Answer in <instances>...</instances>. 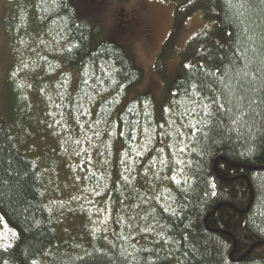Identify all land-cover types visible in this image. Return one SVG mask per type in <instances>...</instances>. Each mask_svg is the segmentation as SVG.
Returning a JSON list of instances; mask_svg holds the SVG:
<instances>
[{"label": "trees", "instance_id": "trees-1", "mask_svg": "<svg viewBox=\"0 0 264 264\" xmlns=\"http://www.w3.org/2000/svg\"><path fill=\"white\" fill-rule=\"evenodd\" d=\"M165 1L177 4L172 36L197 12L213 31L195 38L170 84L160 54L155 69L164 87L157 110L149 94L128 100L143 73L114 42L93 46L103 29L72 0H6L7 39L22 54L17 72L42 106L56 156L75 161L71 175L105 204L110 227L94 235L83 204L76 211L82 223L68 230L64 212L51 207L42 159L33 158L21 131L0 119V245L12 246L0 261L264 264V120L240 126L226 116L205 117L193 103L202 83L212 95L210 73L243 67L234 62L243 50L255 58L253 68L264 67V3ZM19 103L26 105L20 91ZM193 107L200 116L187 114ZM81 225L83 242L74 238Z\"/></svg>", "mask_w": 264, "mask_h": 264}, {"label": "rangeland", "instance_id": "rangeland-1", "mask_svg": "<svg viewBox=\"0 0 264 264\" xmlns=\"http://www.w3.org/2000/svg\"><path fill=\"white\" fill-rule=\"evenodd\" d=\"M72 1L81 16L93 19L103 29L101 36L93 41V46L104 40L114 42L133 58L136 68L143 73L141 83L133 88L128 100L149 94L157 110L162 103L164 87L155 69L160 54L165 59L163 72L167 83L170 84L178 78V66L195 38L213 31V23L205 22L201 12H197L172 36L177 4L171 1L128 0L125 3L116 0ZM9 20V5L6 0H0V119L9 122L14 132L21 131L33 158L38 159V162L42 159V169L50 183L51 191L48 193L51 198H48L51 207L55 213L64 212L60 218L67 217V223L71 222L66 228L69 230V227H76L82 223L81 214L76 211H79V207L82 211L83 207L87 206L89 210L85 209L90 218L89 224L92 223L94 228L89 227L90 231L93 234L95 231L107 232L110 222L105 204L94 199V194L82 184L80 177L71 175V171L76 169L75 161L67 164L56 156L58 142L55 138H50L46 131L49 126L45 123L42 106L35 101L33 93L29 92L30 81L22 79L17 72L19 57L22 54H18L7 39ZM22 65L21 63L19 68ZM22 87L25 90H22ZM19 91L24 96L26 105L19 103ZM28 119L30 122L26 124ZM23 125L25 129L22 132ZM85 234L81 225L74 238L83 242Z\"/></svg>", "mask_w": 264, "mask_h": 264}, {"label": "snow or ice", "instance_id": "snow-or-ice-1", "mask_svg": "<svg viewBox=\"0 0 264 264\" xmlns=\"http://www.w3.org/2000/svg\"><path fill=\"white\" fill-rule=\"evenodd\" d=\"M260 2L264 3V0H260ZM229 6L236 7L237 5L230 3ZM238 6L242 7L244 5L240 4ZM254 59V57L248 55V51L245 49L239 56H234V62L242 60L243 67H237L234 63L232 70L217 68L216 71L220 73L219 76L216 75V72L210 73L215 77L212 95L208 96L203 93L202 83L201 93L198 94L199 99L193 100L195 105L201 107L203 116H226L233 124L240 126L248 123V121L255 122L257 116L264 120V79H262L264 78V67L257 65L256 68H253ZM261 64H264V60L261 61ZM187 67L190 68L191 65H187ZM257 108L260 109L259 112H257ZM187 114L189 116H200L201 112L193 107ZM186 127L195 128L196 125L190 123ZM121 135H124L123 131H121ZM180 151H184V149L181 148ZM172 179L175 181V176ZM176 183H179V181H176ZM0 238H3L2 233H0ZM11 247V244L7 247L0 245V252L6 253ZM0 264H9V261L4 259L0 261ZM32 264H36V261L33 260Z\"/></svg>", "mask_w": 264, "mask_h": 264}, {"label": "bare ground", "instance_id": "bare-ground-1", "mask_svg": "<svg viewBox=\"0 0 264 264\" xmlns=\"http://www.w3.org/2000/svg\"><path fill=\"white\" fill-rule=\"evenodd\" d=\"M251 200H252V197H251ZM251 200H250V202H249V205H250V203H251ZM249 205H248V207H249Z\"/></svg>", "mask_w": 264, "mask_h": 264}]
</instances>
